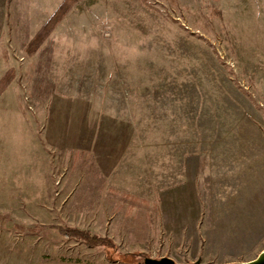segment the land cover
Instances as JSON below:
<instances>
[{
  "label": "rangeland",
  "instance_id": "1",
  "mask_svg": "<svg viewBox=\"0 0 264 264\" xmlns=\"http://www.w3.org/2000/svg\"><path fill=\"white\" fill-rule=\"evenodd\" d=\"M62 1L0 0V264L264 251V0H76L34 43Z\"/></svg>",
  "mask_w": 264,
  "mask_h": 264
},
{
  "label": "trees",
  "instance_id": "2",
  "mask_svg": "<svg viewBox=\"0 0 264 264\" xmlns=\"http://www.w3.org/2000/svg\"><path fill=\"white\" fill-rule=\"evenodd\" d=\"M75 1L76 0H63L60 3V5L52 12L49 18L45 21L42 30L36 35L34 43H37V41L40 39L41 33L43 34V32L49 30L56 22L60 20L61 16L69 9V7ZM43 228L53 230L64 238L80 241L88 247H102L107 251L108 255L114 254V252H116L115 250L117 249L115 242L110 237L93 233L88 229H82L78 227L60 224H36L32 227V229ZM117 255H119L120 258L124 259L126 262L135 264L142 254L140 252H130L126 253L125 255Z\"/></svg>",
  "mask_w": 264,
  "mask_h": 264
},
{
  "label": "water",
  "instance_id": "3",
  "mask_svg": "<svg viewBox=\"0 0 264 264\" xmlns=\"http://www.w3.org/2000/svg\"><path fill=\"white\" fill-rule=\"evenodd\" d=\"M136 264H178L172 258L168 256H162L159 258L145 256ZM230 264H264V251H261L253 259L247 261L234 262Z\"/></svg>",
  "mask_w": 264,
  "mask_h": 264
}]
</instances>
